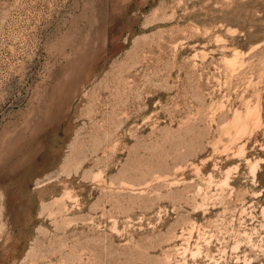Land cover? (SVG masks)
Listing matches in <instances>:
<instances>
[{
	"label": "rangeland",
	"instance_id": "obj_1",
	"mask_svg": "<svg viewBox=\"0 0 264 264\" xmlns=\"http://www.w3.org/2000/svg\"><path fill=\"white\" fill-rule=\"evenodd\" d=\"M263 208L264 0H0V264H264Z\"/></svg>",
	"mask_w": 264,
	"mask_h": 264
},
{
	"label": "bare ground",
	"instance_id": "obj_2",
	"mask_svg": "<svg viewBox=\"0 0 264 264\" xmlns=\"http://www.w3.org/2000/svg\"><path fill=\"white\" fill-rule=\"evenodd\" d=\"M234 114H235V116H234L235 121L239 123V121H240V116H239V114H237V113H234ZM247 118H248V117H247ZM242 125H243V124L240 123V126H239V127L242 128ZM243 126H244V125H243ZM255 172H256V171H255ZM255 172H254V170H253V176H254V173H255ZM263 210H264V208H263ZM195 253H196V252H195Z\"/></svg>",
	"mask_w": 264,
	"mask_h": 264
}]
</instances>
